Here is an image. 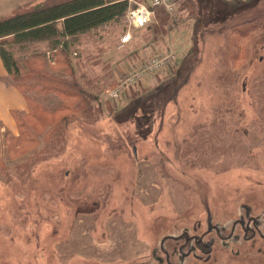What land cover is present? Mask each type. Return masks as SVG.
Returning a JSON list of instances; mask_svg holds the SVG:
<instances>
[{
	"label": "rangeland",
	"instance_id": "obj_1",
	"mask_svg": "<svg viewBox=\"0 0 264 264\" xmlns=\"http://www.w3.org/2000/svg\"><path fill=\"white\" fill-rule=\"evenodd\" d=\"M175 3L131 30L130 48L118 47L124 16L67 38V60L98 104L46 160L43 144L8 154L0 129V264H153L165 234L203 230L206 212L264 213V0ZM11 43L17 58L49 49ZM160 53L165 66L108 96ZM32 95L45 110L62 99Z\"/></svg>",
	"mask_w": 264,
	"mask_h": 264
},
{
	"label": "trees",
	"instance_id": "obj_2",
	"mask_svg": "<svg viewBox=\"0 0 264 264\" xmlns=\"http://www.w3.org/2000/svg\"><path fill=\"white\" fill-rule=\"evenodd\" d=\"M126 8L127 3L122 0H43L0 16V58L6 70L2 82L19 90L26 100V110L12 112L18 133L12 136L6 130L8 154L21 156L43 144L41 151L45 152L39 155L44 161L56 146L64 143L65 128L76 115L88 118L92 114V105L98 104V100L84 91L74 74L66 57L67 38L74 42L80 34L116 21ZM155 10L167 12L161 6ZM9 40L15 44L14 49L41 41L48 42L49 49L17 58ZM25 60L29 61L23 63ZM53 66L58 70L56 74L51 72L55 71ZM32 92L56 93L62 97V103L45 110ZM35 163L33 158L31 165Z\"/></svg>",
	"mask_w": 264,
	"mask_h": 264
},
{
	"label": "flooded vegetation",
	"instance_id": "obj_3",
	"mask_svg": "<svg viewBox=\"0 0 264 264\" xmlns=\"http://www.w3.org/2000/svg\"><path fill=\"white\" fill-rule=\"evenodd\" d=\"M237 210L221 221L206 212L203 230L165 234L158 248L163 259L153 264H264V213L247 204Z\"/></svg>",
	"mask_w": 264,
	"mask_h": 264
},
{
	"label": "built area",
	"instance_id": "obj_4",
	"mask_svg": "<svg viewBox=\"0 0 264 264\" xmlns=\"http://www.w3.org/2000/svg\"><path fill=\"white\" fill-rule=\"evenodd\" d=\"M127 3V8L124 13V18L128 26L132 29H140L150 24L153 14V9L157 6L163 7L167 12L171 13L175 10V0H122ZM132 41L130 31L123 32L118 37V47L124 48ZM167 56L162 53L149 56L146 62L136 68L134 71L120 80V84L108 91L110 98H118L120 94L129 85L136 87L144 81L145 75L154 74L158 69L165 66Z\"/></svg>",
	"mask_w": 264,
	"mask_h": 264
},
{
	"label": "crops",
	"instance_id": "obj_5",
	"mask_svg": "<svg viewBox=\"0 0 264 264\" xmlns=\"http://www.w3.org/2000/svg\"><path fill=\"white\" fill-rule=\"evenodd\" d=\"M41 1L43 0H0V16L10 14L26 5ZM129 29L130 31L132 30L130 27ZM134 31H136V29L132 30V32ZM130 43L127 44L125 49L130 45ZM5 75L6 70L0 58V129H8L11 133H15V123L12 117V112L26 110V103L22 94L16 88L7 86L2 82V78Z\"/></svg>",
	"mask_w": 264,
	"mask_h": 264
},
{
	"label": "water",
	"instance_id": "obj_6",
	"mask_svg": "<svg viewBox=\"0 0 264 264\" xmlns=\"http://www.w3.org/2000/svg\"><path fill=\"white\" fill-rule=\"evenodd\" d=\"M134 154H135V151H134Z\"/></svg>",
	"mask_w": 264,
	"mask_h": 264
}]
</instances>
